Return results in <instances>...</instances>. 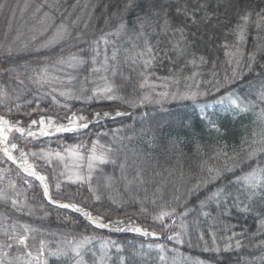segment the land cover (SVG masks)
<instances>
[{"label": "trees", "instance_id": "obj_1", "mask_svg": "<svg viewBox=\"0 0 264 264\" xmlns=\"http://www.w3.org/2000/svg\"><path fill=\"white\" fill-rule=\"evenodd\" d=\"M128 4L129 0H0V89L6 93L0 98V115H46L62 122L71 114L121 113L71 134L22 138L14 132L13 142L46 178L51 199L74 203L105 221L136 218L161 240L110 234L54 207L40 185L0 152V190L7 197L0 200V261L38 264L26 253L38 257L43 243L45 264H264V199L259 194L251 202L245 199L248 210L231 200L224 203L223 197L219 206L207 200L223 187L234 192L236 185L230 182L248 171L247 165L187 192L197 180L208 178V167L231 166L230 157L239 162L260 147L253 141L264 137V121L259 119L264 102L258 99L264 84V0ZM245 15L246 23L241 19ZM39 19L44 20L43 33L36 30ZM61 25L73 38L45 47ZM238 26L244 28L243 41L237 38ZM176 29H183V39ZM176 44L184 50L182 55L174 50ZM250 54L255 55L253 61ZM73 55L83 63H58ZM146 60H151L147 67ZM233 69L237 77L223 84L226 76L232 78ZM52 81L62 86H50ZM108 87L121 99H106L101 90ZM60 90L73 98L61 96ZM191 92L205 94L195 100L172 98L173 93ZM229 94L242 99L249 110L235 108L226 98ZM145 96L151 102L142 103ZM94 142L97 153H106L109 162L93 168L90 191L89 183L68 179L67 169L77 162L67 149L77 146L85 159L75 169L87 175ZM57 152L65 159L57 158ZM12 199L18 201L16 207ZM161 212L172 214L156 219ZM21 235L27 237V247L17 243ZM177 235L182 243L176 242ZM86 237L77 257L71 249ZM57 250L67 255H49Z\"/></svg>", "mask_w": 264, "mask_h": 264}, {"label": "snow or ice", "instance_id": "obj_2", "mask_svg": "<svg viewBox=\"0 0 264 264\" xmlns=\"http://www.w3.org/2000/svg\"><path fill=\"white\" fill-rule=\"evenodd\" d=\"M133 3V0H129V4L126 5V7H130ZM264 11V10H262ZM154 14H158V13H154ZM248 15H245L243 17H241V19L243 21H245V23L248 21ZM262 19H264V17H261ZM124 27L123 24L120 25V28L122 29ZM145 27V23L141 22L140 24V28L143 30ZM257 27H259V24L257 25ZM176 32L180 33L181 39H183V29H176ZM141 34H143V31L141 32ZM72 39L73 37L71 36V33L68 31L67 27L64 25H61L58 29L57 32L55 34V37L53 40L49 41L45 47L59 42V41H63L65 39ZM237 38L239 41H243L244 39V28L241 26H238V34H237ZM78 39V37H77ZM105 43H107V40H105ZM147 43V41H146ZM174 50H176L178 52V54H183V49H181L179 47V44H176L173 46ZM148 52H151L152 49L151 47L147 48ZM226 55H228V53H226ZM113 58H115V53L113 54ZM255 59V55L254 54H250L249 55V61H253ZM200 61L204 62V58L200 57ZM58 63L60 64H64L67 63L69 67H75L76 65L83 63V60L81 58H79L76 55L70 56L67 58V60H65L64 58H61L58 60ZM151 63V60H146L145 61V66L147 67L149 64ZM193 63H195V61H193ZM229 63H231V61H229ZM237 67H239V61L236 62ZM249 70H251L252 64L249 63L246 66ZM237 77V72L235 69H233L232 72V78L230 79L229 77H225L223 84H228L229 82H231V80H234V78ZM40 82V81H38ZM217 84L220 85L221 87L223 86V84H220L219 81H217ZM217 91H219V87L216 88ZM106 95V99L108 100H113V99H121V97H117L114 95H111L110 93H112V88L108 87L102 90ZM205 93L203 92H191V93H182V94H176L173 93L172 94V98L173 99H191V100H195L196 97L198 95H204ZM6 93L0 89V98H2L3 96H5ZM61 96L66 97L67 99H71L73 98L72 94L69 92H60ZM97 93L94 92L93 96H96ZM162 97L167 96V93H160L158 94ZM77 99H79L80 97H76ZM227 99H229L231 101V104L239 109L241 112H246L249 110V107L247 104L244 103V101L242 99H240L239 97L233 98L232 94H229L228 97H226ZM89 99H92V97H89ZM225 99V97L221 98L220 102H223V100ZM258 99L261 102H264V84L261 85L260 90L258 92ZM144 101H150V98L145 96L142 99V103ZM151 102V101H150ZM155 103H160V100L157 99L155 100ZM133 107L135 106V104L132 105ZM105 116L108 115V113L104 114ZM117 115H121V113H117ZM97 116H99V114L97 113ZM259 119L261 121H264V110H262L259 113ZM85 118L83 116H73L71 118H69V124L67 126L65 125H54L53 121L51 118H49L47 121L45 120V118L41 117L40 121H39V125H40V130H39V135L41 136H47V135H51L53 134V129L56 133H68V132H78L81 129H87L89 127V123L90 122H82L84 121ZM19 122H17L18 124ZM37 124V121H32L31 125H29V128H31L32 125ZM18 132L21 135L25 134V129L21 128L19 126L16 125H11L10 122L6 119H4L3 117H0V144H6V142L8 141V136L6 135V132ZM37 135L36 132H33L31 130L27 131V136L28 137H35ZM253 143H259L260 147H255L252 148L250 151L247 152V155L245 157V159L240 160L239 162H237V158L235 156L230 157L229 159L232 161L231 166L225 165L223 168H213V167H208L207 168V173H208V178L204 179V180H197L196 183L187 190V192L189 194L194 193L196 191L199 190V188L201 187V185L207 184L209 183L211 180L217 179L218 177H220L224 172H234L236 168L241 167L242 165H247L248 167V171L244 172L242 175L237 176L235 181L230 182L233 185H236L235 187V191H230L228 187H223L218 189L216 192H213L208 198L207 200H214L217 202L218 206L220 204V197L224 198V203H227L229 200L232 201L233 205L236 207H240L241 205H243V210H248V205H244V200H248L249 202L253 201L257 195L259 194L260 197L262 199H264V159H258V157H264V137L261 138V140L259 142L257 141H253ZM13 150H15L17 148L16 144H12L10 146ZM3 154L4 156L7 158V160L12 161V163H17L16 158L12 155V153L9 151V148L7 146H5L3 149ZM67 151L69 152L70 156L72 158H74V160L77 162L74 164V167L79 169L81 167L80 162H82L85 157L81 154H79V152L77 151V146H72L69 149H67ZM109 152H111V149H109ZM31 155L36 156V153H31ZM46 156H50L52 155L51 153H46L43 154ZM222 155L227 157V153H222ZM55 156L61 160H64L65 158L59 153H55ZM21 157H22V163L20 165V167L22 168L23 172H25L27 174V176H32L35 177L37 180H39L41 182V185L43 186V190H44V196L46 198H49V191H48V185L45 183V177L43 175L38 174L35 170H34V166L32 164H30L28 162L27 157L25 156L24 152L21 150ZM253 161H255V163H253ZM109 162V156L106 153H97L96 151V143H93V148L90 152V154L87 156V168H88V174L87 175H83L81 174L79 171L75 172L74 178L73 175H70L68 177V179L73 182H79V183H89L92 179V170L93 168L97 165V164H106ZM113 163H115V161H112ZM67 167V165H66ZM121 168H123V165H121ZM110 179V178H109ZM25 183H28L27 180H25ZM130 183V182H129ZM13 187H15V185H13ZM57 187L59 188V184L57 185ZM89 188L90 191H94L91 188V184L89 183ZM7 199V197L5 196V193L3 192V190H0V200H5ZM96 199H99V196L96 197ZM176 199H180L179 196L176 197ZM11 204L13 207H16L18 204V201L16 199H12L11 200ZM205 202H201V207H204ZM61 208H71L74 211L80 212L81 215L85 216L88 218L89 222L92 223L95 227L97 228H109L110 224H104V223H100L99 221L102 219V217H92V215L84 210H82L80 207H78L76 204H59L58 205ZM174 211V209H173ZM172 213L169 212H161L160 215L158 217H156V219L159 220H163V218L165 216L171 215ZM186 214V213H184ZM115 223L119 224L120 221H116ZM262 223H264V221H262ZM166 226V225H165ZM24 230L25 232L29 231V229L27 228V226H24ZM118 231H135L137 233H141V229L140 228H129V229H123V228H118ZM143 235H149V233L147 232H143ZM151 235L155 236V233H151ZM12 237H10L11 239ZM169 239H173L172 236L168 237ZM26 236H19L17 239V243L19 245H23L25 247H27L26 245ZM88 242V238L86 237L84 239V241H81L80 243L76 244L72 249L71 252L74 253L77 257H79L81 255L80 249H82L84 247V245ZM176 242L177 243H182V241L179 239V236L177 235L176 237ZM237 246L239 247V241H237ZM9 248L12 247L11 244L8 245ZM43 243L41 244V249H40V253L38 257H33L32 253L29 251L26 253V255L31 258V259H36L38 264H45V261L42 259V257L44 256V251H43ZM159 247V246H158ZM3 255H7V253H4ZM49 255L55 258H59L60 256H66L67 252H63L61 250H57V251H52L49 252ZM19 259V258H17ZM0 264H3V261H0ZM11 264V262H10ZM25 264H30V261H25Z\"/></svg>", "mask_w": 264, "mask_h": 264}, {"label": "rangeland", "instance_id": "obj_3", "mask_svg": "<svg viewBox=\"0 0 264 264\" xmlns=\"http://www.w3.org/2000/svg\"><path fill=\"white\" fill-rule=\"evenodd\" d=\"M43 24H44V20L39 19L38 22H37V24H36V30H37V32H39V33L42 32L43 33L45 31V28H44V25ZM61 84L62 83H57L56 81H52V83L50 84V86L61 87L62 86ZM60 91L61 92H64L63 90H60ZM105 113H108V115L105 116L104 115ZM98 114H99V116H97V113H81L79 115H72L71 114L67 119H65L62 122H56V120L54 118H51V119H52L54 125H65V126H67L69 124V118H71L73 116H76V117L83 116L85 118V120L82 121V122H90L89 125L96 124L98 122H104L105 120H109V119H113L115 117H118L117 113L116 112H113V111L99 112ZM0 117H3L4 119L8 120L11 125H16V126H19V127L25 129V134L24 135H21L20 133L15 132V131L6 132V135L8 136V141L6 142L7 143V147L9 148L10 152L16 158L17 162L20 165L22 163L21 154L17 153V148L15 150H13L10 147L12 144H14V142H13L14 132L15 133H18L22 138L28 137L27 136V131L28 130H31L33 132H36L37 135L35 137H38V138H40V137H50L52 135L62 134V133H56L54 131V129H53V134H51V135L41 136V135L38 134L39 133V130H40L39 121H40L41 117L45 118L46 121L50 118V117H47L46 115L45 116L44 115L35 116V114H33V115H31L30 117H27V118L26 117H23V116H18L16 118H13V117H8V116L5 117V116H2V115H0ZM32 121H37V124L32 125L31 128H29V125H31V122ZM17 122H19V123L17 124ZM81 130H83V129H81ZM68 133H70V132H68ZM28 162L30 164H32L29 160H28ZM20 165H19V167H20ZM34 170L38 174H40L35 169V166H34ZM67 171H68V173L70 175H73L75 172H77V170L73 166L71 168H68ZM73 177H74V175H73ZM86 212H88V211H86ZM88 213H90L92 215V212H88ZM92 217H93V215H92ZM100 221L103 222L104 224H109L111 222L110 227L108 229H110V230H112L114 232H117V233L127 232V233L138 234V235L141 234V236L143 235L142 233H143V229L144 228L142 229L140 227L141 226L140 225V222L136 218L127 217V218H123V219H120V220H111V221H105V220L101 219ZM116 221H120V223L117 224V223H115ZM137 227L141 229V233H137L135 231H128V230H125V231H118L117 230L118 228H123V229L133 228L134 229V228H137ZM146 231L149 233V235H143V237L145 239H155V237H159L158 236L159 234L157 235V233L154 232V231L153 232L156 234L155 236L151 235L152 232H150L148 230H146Z\"/></svg>", "mask_w": 264, "mask_h": 264}, {"label": "bare ground", "instance_id": "obj_4", "mask_svg": "<svg viewBox=\"0 0 264 264\" xmlns=\"http://www.w3.org/2000/svg\"><path fill=\"white\" fill-rule=\"evenodd\" d=\"M5 146H7V143L6 144H1V149H3ZM10 151V150H9ZM17 165H20L18 162L16 163Z\"/></svg>", "mask_w": 264, "mask_h": 264}]
</instances>
